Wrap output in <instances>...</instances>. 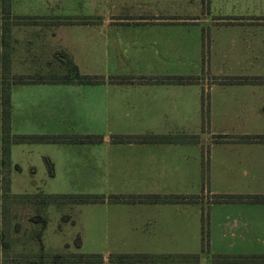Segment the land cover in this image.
<instances>
[{
  "label": "crops",
  "instance_id": "crops-1",
  "mask_svg": "<svg viewBox=\"0 0 264 264\" xmlns=\"http://www.w3.org/2000/svg\"><path fill=\"white\" fill-rule=\"evenodd\" d=\"M263 1L208 0L204 13L202 0H11L23 21L12 26V74L44 75L50 68L39 63L65 55L81 75L104 78L10 88L11 134L57 137L10 145V179L26 175L16 193L103 197L59 207L68 219L57 218L52 232L78 236L76 248L102 261L57 264H264L213 260L264 258V199H212L264 195V82H221L264 79ZM167 77L194 80H154ZM118 135L174 140L116 142ZM86 136L101 141L72 139ZM151 196L161 198H144ZM114 254L198 262H112Z\"/></svg>",
  "mask_w": 264,
  "mask_h": 264
},
{
  "label": "trees",
  "instance_id": "trees-1",
  "mask_svg": "<svg viewBox=\"0 0 264 264\" xmlns=\"http://www.w3.org/2000/svg\"><path fill=\"white\" fill-rule=\"evenodd\" d=\"M11 0H0V224L5 219V200L9 197L10 193V171L12 169V163L10 160V145L13 143H23V142H54L57 137H44V136H21L11 134L10 132V113H11V103H10V88L12 84H23V83H89L95 84L104 81L103 77L100 76H88L81 75L78 72L76 65L70 61L67 71L64 73L65 77L56 80H35L31 76L16 75L11 73V60H12V50L10 45V33L11 26L16 23H10V20L21 21L22 18L18 16H13L10 12ZM19 24V23H18ZM42 76V75H38ZM121 82L129 81L130 77H119L116 78ZM11 80V81H9ZM151 80V79H150ZM155 81H166L168 83H190L194 79L191 77H167L164 79H154ZM222 83H261L264 82L263 78L257 77H226L221 81ZM75 142H99L101 141L100 136H86V137H72ZM176 139V138H175ZM260 137L250 136L246 138V141H257ZM167 142L173 141L169 137L160 136H125L118 135L114 137L116 142ZM205 173V172H204ZM40 197H50L55 199L56 197L66 198V203L76 204V203H86L95 202L103 197L100 195H77V194H43L40 193ZM137 197L131 196H114L113 199L117 200H134ZM146 199H160L159 196L144 197ZM164 199H195L197 197L192 196H164ZM58 199V198H57ZM213 202H237L244 201L246 199L261 200L264 199V195H214ZM50 203L56 205H62L65 203L56 202L54 200ZM45 227V226H44ZM42 227V229L44 228ZM42 232V231H41ZM76 244H80V239H76ZM202 245H206V237L204 230L202 231ZM10 243L4 237V232L0 229V250L4 253L9 250ZM52 263H70V262H85V263H100L102 261V256L100 254H75V257L64 258L63 254H58L55 256ZM188 261V262H198L197 255H167V256H155V255H144V254H114L110 256V261L112 262H157V261ZM215 262H230V261H241V260H264L263 257H237V256H227V255H215Z\"/></svg>",
  "mask_w": 264,
  "mask_h": 264
},
{
  "label": "rangeland",
  "instance_id": "rangeland-1",
  "mask_svg": "<svg viewBox=\"0 0 264 264\" xmlns=\"http://www.w3.org/2000/svg\"><path fill=\"white\" fill-rule=\"evenodd\" d=\"M208 3V0H202V11L204 13L208 9ZM261 4L264 5V1ZM215 20L220 22L219 19ZM210 21L212 23L214 22L212 19ZM22 22L23 21L10 20V23L16 24ZM24 32L25 36H27V32ZM21 33L22 32L20 30L18 34ZM9 40L13 53L16 50V41L14 34H12V26ZM17 48H21L22 54H24L25 52L23 51L26 50V45H18ZM39 64L49 67L50 70L44 75L41 74L42 76H31L33 79H42L45 81L56 79L60 80L65 77L64 73L67 71L70 61L67 56L62 55L61 58H59V56H53L50 61L44 60ZM60 65L62 67L61 71L59 70L61 68ZM23 179H26V175H18L17 173L12 172L10 195L4 202L5 219L0 224V229L4 232V237L7 241H9L10 246L9 250L5 253L0 250V264H53L52 262L57 259L55 256L58 254H63L64 258L75 257V254L77 253L83 254V248L77 249L80 245L76 244V239H80L78 236L69 238L66 235V232L61 234V236H57V234L52 233L54 232L53 228H56V225L60 222V220L64 222L68 218L59 209V207L64 204L58 206L50 203V201L54 200L56 202L57 200L58 202L65 204L71 203H66V198L61 197H56L55 199L50 197L42 198L40 197V192L38 193L36 191H32L31 193H16L18 188L17 186L24 183ZM49 205L56 206L58 210L53 206L50 210L51 212L47 211L48 207H51ZM57 218H59V222H57ZM48 219L51 222H48L46 229H42V227L47 224Z\"/></svg>",
  "mask_w": 264,
  "mask_h": 264
}]
</instances>
